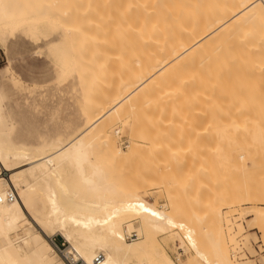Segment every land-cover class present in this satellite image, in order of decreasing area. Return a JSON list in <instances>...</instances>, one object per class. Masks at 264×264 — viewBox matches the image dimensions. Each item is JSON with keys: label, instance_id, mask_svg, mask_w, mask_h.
Listing matches in <instances>:
<instances>
[{"label": "bare ground", "instance_id": "bare-ground-1", "mask_svg": "<svg viewBox=\"0 0 264 264\" xmlns=\"http://www.w3.org/2000/svg\"><path fill=\"white\" fill-rule=\"evenodd\" d=\"M54 32L56 39L52 38ZM17 34L46 41L60 67L61 80L80 81L83 122L69 134L70 126L68 136H55L45 145L15 139L17 125L9 104L8 78L0 80V264H69V259L96 264L99 254L104 255L101 264H259L253 258L258 252L255 233L241 240L240 236L249 230L243 219L251 217L249 227L257 228L264 241V107L232 104V99L223 104L219 98L208 97L211 86L223 84L225 75L264 74V0H0V40L6 42ZM108 61L117 65L115 72L109 70ZM11 73L14 86L35 91ZM117 75L119 79L113 83ZM108 76L114 79L106 81ZM106 84L100 97L99 89ZM191 86L197 95L187 99ZM182 106L187 115L190 108L199 106L198 113L191 109V119L186 120L190 116L183 113L186 119L182 120L177 113ZM147 113L156 119L151 120ZM138 115L145 116H141L148 123L145 130L151 125L155 129L150 135L151 128L145 133L157 137L152 138L156 146L149 141L148 156L157 158L166 149L170 151L168 160L177 158L172 161L177 167L189 153L177 148L193 142L191 137L184 138L194 130L196 143L183 147L200 146L197 150L204 157L197 160L200 171L213 174L210 171L217 167L221 177L226 166H237L246 169L247 176L236 183L218 181L221 190L204 202L202 211L189 215L180 201L169 210L137 187L147 180L148 169L155 172L152 169L157 163L148 160L150 168L143 167L147 172L135 170V179H131L138 182L137 188H125L127 183L119 176L122 172L117 171L127 161L124 158L116 164V159L127 154L116 144L122 132L119 124L125 122L124 133L134 127L129 137L136 135L138 140L145 134L142 122L136 120ZM166 115L173 120L168 122ZM176 115L183 124L180 127L173 124ZM193 122L200 123L198 131ZM172 133L178 136L174 138ZM143 137L141 140H149ZM166 140L176 143V150ZM133 143H128L132 154L141 150ZM176 151L183 156L175 157ZM222 154L229 155L230 161L220 159ZM209 174L207 178L213 180L214 175ZM122 182L126 183L123 187ZM10 192L15 193L13 200ZM56 235L68 243L65 250L51 240ZM229 243L240 250L247 247L251 255L239 258L235 251L232 255ZM171 248L177 251L176 259ZM261 260L264 264V255Z\"/></svg>", "mask_w": 264, "mask_h": 264}, {"label": "rangeland", "instance_id": "rangeland-1", "mask_svg": "<svg viewBox=\"0 0 264 264\" xmlns=\"http://www.w3.org/2000/svg\"><path fill=\"white\" fill-rule=\"evenodd\" d=\"M54 33L55 34L52 36V38L56 39L58 37V35L56 34V32H54ZM9 38L6 42L0 40V42H1L0 43V80L4 76H7V78H8V81H7L8 83L6 82V85L8 84V86H7L8 87V93L11 96L10 97L11 99L9 100V104H10L11 109H12L13 121L15 122V125H17L16 129H15L14 138L17 140H25L26 142L33 143V144L34 143L36 144L38 142L36 145H45V144H48L49 141L55 136H58V135H62L64 137L68 136L67 129L68 130L71 129L68 132L70 134L71 132H73L75 130V128H78V126H80L83 122L82 121L83 118H82L81 113H80L81 102H79V98H83L84 94L82 93V85L80 84V81H77V79H75V78H72L69 81H62L61 80V78H60V67H59V65H58V63L54 57V54L49 50V46L46 43V41H44V40L43 41H34V40H32V39H30V38H28L22 34H17L15 36H11ZM114 61H117V60H114ZM114 61H113L114 65H113V63L110 64L111 61H108V64H110L109 68L111 67L109 70H113L112 72H115V69L117 70V68H116L117 65L115 66ZM116 64H119V63H116ZM111 65H113L114 68H112ZM194 70H196V68ZM11 71H13V73H15V75L22 80V82L24 83L23 85L35 87V91L29 92V90H26L23 87L19 88V87L14 86L10 80L12 77ZM191 71H193V69ZM112 72H110L109 75L115 76L114 74H117V73L113 74ZM196 72H197V70H196ZM194 74H196V73H194ZM124 75H126V73L125 74L122 73V76H124ZM245 75H247V73ZM245 75L244 74L243 75L242 74H235L234 76L225 75L223 77V82H224L223 84H220L219 86H216L214 84L213 86H211V89L209 90V97L210 98L207 96L208 99L210 100V99H214V98H219L218 100L221 99L220 101H224V102H221L223 104H228L229 103L228 101H230V99H232V101H230V103H232V104L238 103V105L241 104V106L243 104H248V105H252V107L253 106L261 107V108L264 107V74H262V73L256 74V72H255L254 74L251 73L250 75H247V76H245ZM113 76H112V79H114ZM107 78L111 79V77L108 76V77H106V81L108 80ZM115 78L117 80L116 81L114 80L113 83H116L118 81L119 76H118V78L117 77H115ZM112 79H111V81H112ZM88 80H89V78H88ZM63 83H64V85H61ZM103 86L105 89L101 88V86L99 87L101 89H99L97 87L95 89H99V91L103 90L102 92L104 93V91L106 90L108 85L106 84V86L105 85H103ZM10 87H11V90H10ZM193 87L195 89L196 86L193 85ZM193 87L192 86L189 87L191 89L188 88L189 89L188 91H190V93L187 94V95H189V96H187V99H189V97H190V99H192L191 97L195 95L194 93H197V90L193 91L194 90V89H192ZM36 88H38V89H36ZM80 89H81V91H80ZM95 89H93L94 92H95ZM229 90L234 91V93L232 91H231L232 93H229L230 92ZM14 91H16V92H14ZM96 91L98 92V90H96ZM23 92H24V94H23ZM97 92L95 95H97ZM102 92L101 91L98 92V94H100L99 95L100 97L103 96ZM24 95H25V97L28 96V99H26L24 97ZM89 96L91 97L90 94H89ZM92 96L96 97L97 99L99 98L98 96H94L93 94H92ZM12 97H14L13 100H12ZM177 102H178V104H180L179 102H182V101H177ZM187 102L191 103L189 100H187ZM194 102H197V100L196 101L194 100ZM184 103H185V101L183 102V104ZM193 103H191V104H193ZM66 104H68V106ZM175 104H176V102H175ZM178 104H176L177 106L175 105L176 107L174 106L175 109L178 107ZM41 105H42V107H40ZM58 105L60 107H58ZM181 105L182 104H180V106ZM235 105L237 106V104H235ZM185 106H182V108L184 107V109H181V110H179V108H181V107H179L178 111H177V113L179 112L180 115L182 114L181 115L182 117H180V118H182V120L184 119L183 113L185 111H187V110H185ZM196 106H195V110L197 109L196 110L197 112L194 110V108H190L189 109V115L184 113L186 115V116L184 115V117L190 116V118H187V119L185 118L186 120H189L192 117L191 112H190L191 109L194 110L196 113H198V107L199 106L197 108H196ZM169 107H171V106L169 105ZM169 107H168V109H170ZM186 107H189V106H186ZM191 107H192V105H191ZM173 111H174V109H173ZM170 112L168 111V114ZM151 113H152V111H151ZM151 113H150V115H152ZM69 114H71V115H69ZM145 114H143V115H145ZM148 114L149 113H147V115ZM173 114L175 115L176 113L175 112L172 113V118L174 116ZM192 114H193V117L194 116L196 117V114L195 115H194V113H192ZM141 116L142 115H140V117H139V115H138L139 118H137L136 120L138 121V119H139V122H142L141 124L144 127L141 126L142 127L141 129H144L143 130L144 133L146 130L148 132L149 128H151V130H152L153 127H151V126H153V125H151V126L149 125L150 127H146L148 129L145 130V126H148V123H145V121H143V118L145 119V116H142L143 117L142 120H141ZM14 117H15V120H14ZM168 117H171V116L169 115V116H167V118ZM176 117H177V115L174 118L176 123L173 121L174 122L173 124L175 125V127H176V124H178L179 120H180L179 118H178L179 120L176 119ZM72 118H73V120H72ZM152 118H154V117H152ZM152 118H151V120H153ZM155 119H156V116H155L154 120ZM68 120L69 121L71 120L73 123L69 122ZM151 120L149 122H151ZM171 120H173V119L170 118L168 122H171ZM147 121H148V119H147ZM180 122H181V120H180ZM71 123H72V125H71ZM78 123H79V125H78ZM124 123L125 122H122L119 124L122 132L118 135V137H117L118 143H116V144L118 147H120V148L122 147L123 149H125L127 154H125L126 157L124 156V157H122L123 159L120 158V160H118V161L116 159L117 157L116 158L114 157V160L116 159V162H117V163L116 162H114V163L119 164L121 162V160L125 161V159H126L127 163L121 162L118 165L119 169L117 167L116 170L117 169L119 170V171H117L118 174H119V172L120 173L122 172L121 174H119V176L120 175L122 176V181H124L123 178L125 179V182L127 183V184L124 183V184H126L125 188L131 189V187H133V189H135V187H136L135 184L138 183L136 180H134L135 178H134L133 173L136 172L135 170L138 171L137 173H139V171L141 169H142V171L145 170L147 172V170H146L147 166L149 164H152L151 162H153L155 164L157 163L159 166L158 168H156L157 164H156V167L152 166L153 164L151 165V168L155 167L152 170H154L156 173L155 172L153 173V171H151V170L149 171V169H148V172H150V173L147 174V177H146L147 180L144 182L140 181L137 184V187H140V189H142V190L144 189L143 191H144V193L146 192L145 194L147 195V197L153 202H154V200H155V202L157 201L158 206H164L165 205V208L170 210V209L174 208V207L171 208V206H176L177 205L176 202L179 203V201H180L181 207H182L181 209L185 210L184 213L186 212L187 215H189V212L193 211L191 213L194 214L195 210L196 211L197 210L202 211L203 207L205 208L204 202H206L207 200H211L213 198L214 194H216V192H218V190H221L222 186H221V183L218 181H224L225 183L230 182V181L235 182V183L241 182L245 179V176H247V174H248V171L242 167H237V166L227 167L226 163L224 161L223 162L221 161V162L223 164H225L226 168H228L229 170L225 168L223 175H221V177H219V175H218L219 170L217 172L216 165H215L216 168H214L213 171L212 170L210 171L209 167L211 168L212 164L209 165V163H208L209 167H207V168L209 169L210 172H213V174L210 173L211 176L214 175L213 180L210 179L212 177L207 178V176H208L207 174H209L207 169H206L207 172L205 170H204V172L202 170L201 171L199 170L200 166H198V165H199V163H201L200 159L203 157L201 154L199 155L200 151L198 152V150H197L200 146L197 149H192L194 147L196 148L197 145L193 146V147L191 146V149H190V146L183 147V145L185 146L184 143H189L190 145L192 143L193 144L196 143V141H194L196 138L193 139L192 137H194V136L197 137V134H196L197 132L195 133L194 130H192L193 129L192 127L195 126L194 128H196V126H197L196 129L198 131V127L200 126L199 122H197V123H199L197 125L194 124V122H193L194 126H193V124L191 125V130H192L191 135L192 136H188V137L184 138L187 141L191 137V141H193V142H190V140H189V142H184L183 145H181L182 144L181 143L180 144L181 147L177 148V149L180 148L181 150L183 149L184 152L182 150V153H187L186 151H189V153L191 152L190 153L191 155H189V153L184 154V157H186V158L183 157V159H182V161L185 159L183 161L184 163H182V161H181V157L183 156L181 152L179 153V151H176L178 154L177 156H175L176 153L175 154H174V152L171 153V155L173 154V156H175V157H178L179 154L182 155V156L180 155L181 157L178 158V160L180 159L179 161H181V163L179 162L180 165H178L177 167H173V163H172V161L176 162L175 159H177V158H173L171 156V157H169V160H168L167 154L169 153V155H170V151H167L166 149H165L166 151L165 150L162 151V153L164 152L163 155L161 154L159 156H156L157 158H154L155 156L151 157L152 156L151 152H150V154H151L150 156L147 155V154H149V151H147L146 148H148L149 146L151 147L150 143H152V142L156 146L157 142L155 143L154 141H156L155 139L157 137H155V136L153 137L151 135L152 138H155L154 141H152V138L146 134L147 132L145 134H142L143 132L141 133L142 130H140L139 133L142 134V136L139 138V136H140L139 135L137 137L138 140H136V135H134L135 139L133 138L134 136H132V138H130L129 137V136H131L130 132L134 129V127L132 130H130L131 128L127 129L128 131L126 130V132L124 133V128H123V127H125ZM180 124L181 123H179L177 127H180L179 126ZM174 125L171 124L173 130L175 128V127H173ZM181 125H183V124H181ZM70 126H71V128H70ZM72 126H74V127H72ZM154 127H155V125H154ZM175 129H177V128H175ZM151 130H150V132H148L149 135L152 134L151 132H153L155 129L153 128V130L152 131ZM169 132H170V130H169ZM193 132H194V135H193ZM126 134H127V136H126ZM143 135H146L147 138H149V140L143 141L144 140L143 138H145V137H143ZM171 135L174 138H176L178 136V133H177V136H176V134H173V133ZM141 138L143 140H141ZM150 138H151V140H150ZM174 138L172 140H174ZM178 138L180 139V137H178ZM178 138L176 140V143L178 141ZM162 139L164 140V138H162ZM197 139H198V137H197ZM167 140H166V144L168 143ZM131 141L134 142L133 144H135V145L137 143L138 148L139 149L141 148V150L137 149V153H135L136 152L135 151L136 148H135V150L132 151V152H134V151L135 152L132 154L129 151V146H128V143L131 144ZM149 141H150V143H149ZM159 141L161 142V140H159ZM198 141L199 140H197V142ZM160 142H159V144H160ZM176 143L174 144V142L172 141V143L170 142L168 144H172L169 147H172L174 145L172 147L174 149L176 146ZM153 144H152V148L155 147V146H153ZM163 144L165 145V142ZM198 144H199V142H198ZM139 146H141V147H139ZM150 147L148 149H151ZM172 148L169 150L174 151ZM144 149H145V153H143ZM175 150H176V148H175ZM195 150H197L198 154H197V152H195ZM138 151H139V153H138ZM165 152H166V155H164ZM128 155H129V157H128ZM153 155H154V153H153ZM156 155H158V154H156ZM119 156L121 157V155H119ZM199 156H202V157L198 158ZM219 157H220V159L222 157V160H225V161H227V159L230 158V156L227 154H222ZM209 158H210V156H209ZM209 158H208V161L211 162V160ZM212 159H213V157H212ZM214 159L216 160V158H214ZM136 160L138 161V163ZM144 160L147 162H143ZM148 160L150 161V163ZM157 160L160 161L159 163H160V165H162L161 166L162 168L160 167ZM161 160L164 161V163H166L168 161L166 163V166L164 163H162ZM197 160H200V161H197ZM133 161L136 162L135 165H134ZM228 161H230V159ZM144 163H145V165H144ZM168 163H170L171 165ZM204 163H205V161L203 162V164ZM126 164H128V165H126ZM177 164L178 163H175L174 166H176ZM203 164H201V165H203ZM216 164L218 166L222 167L221 166L222 164L220 163V161L219 162L216 161ZM115 166H117V165H115ZM143 167H145L146 169L145 168L143 169ZM148 168H150V166H148ZM124 169H125V171H124ZM128 169H129V171H128ZM156 169H157V171H156ZM164 169H165V171H164ZM202 169H205V167L203 168V166H202ZM215 169H216V172H214ZM218 169H220V168L218 167ZM158 173H160V174H158ZM215 173H217V174H215ZM131 174H133V176ZM220 174H222L221 171H220ZM160 176H161V178H160ZM126 177H128V178H126ZM131 178H134V179H131ZM219 178H222V179H219ZM131 180H134V181L132 182ZM159 180H161L162 182L161 181L159 182ZM214 181H217L218 183L215 185ZM119 182H121V181H119ZM158 182H159V184H158ZM212 182H213V184H212ZM122 184H123V182H122ZM124 184L122 185V187L124 186ZM159 195H160V197H159ZM168 197H170V198H168ZM169 199H172V200L169 201ZM172 201H174V203H173L174 205L171 203ZM250 218L247 217V218L243 219L244 224L247 226V229H249V230L246 234H244L243 236H240V240L242 238H244V236L249 234V233L250 234L255 233L257 239L254 240L253 243H254V248L257 249L258 252H256V254H255V250H254L255 256L253 255V258L259 264H263L261 259L264 255V249H258V247H260V245H263L261 247L264 248L263 234L257 228H250L249 227V219ZM51 238H52L51 240L54 243L58 244V246L62 250H65L68 247V243L66 242V240L62 236L56 235V236L51 237ZM229 245H230V251H231L232 255H233L234 251H235L234 254L236 256H238L239 258H240V256L242 257V255L243 256L244 255L245 256L251 255V252L249 251V249L247 247L246 248L243 247L244 249L242 248L240 250V249H236L234 247V245L231 246L230 243H229ZM175 250H176L175 248L174 249L171 248V249H169V252L173 256V258L176 259L177 251H175ZM236 252L238 255L236 254ZM63 259L65 260L64 257H63Z\"/></svg>", "mask_w": 264, "mask_h": 264}, {"label": "built area", "instance_id": "built-area-1", "mask_svg": "<svg viewBox=\"0 0 264 264\" xmlns=\"http://www.w3.org/2000/svg\"><path fill=\"white\" fill-rule=\"evenodd\" d=\"M15 193L14 192H10L9 193V199L13 200L15 198ZM134 235L136 237V233L134 232ZM263 245H260V247H258V249H264L263 247H261ZM240 254V253H239ZM104 259V255L103 254H99L96 259H95V263L96 264H101L102 261ZM69 264H84L81 260H77V259H69L67 260Z\"/></svg>", "mask_w": 264, "mask_h": 264}, {"label": "snow or ice", "instance_id": "snow-or-ice-1", "mask_svg": "<svg viewBox=\"0 0 264 264\" xmlns=\"http://www.w3.org/2000/svg\"><path fill=\"white\" fill-rule=\"evenodd\" d=\"M145 211H148V209H145ZM152 214H153V215H156V213H155V212H153Z\"/></svg>", "mask_w": 264, "mask_h": 264}]
</instances>
